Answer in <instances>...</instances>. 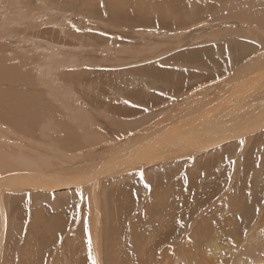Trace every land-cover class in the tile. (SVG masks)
I'll return each instance as SVG.
<instances>
[{"label": "rangeland", "instance_id": "374dc122", "mask_svg": "<svg viewBox=\"0 0 264 264\" xmlns=\"http://www.w3.org/2000/svg\"><path fill=\"white\" fill-rule=\"evenodd\" d=\"M63 1L29 0L23 8L29 10L31 14L39 15L40 19L44 17V22H41V25L36 28L30 27V21L27 20L21 26L13 28L12 31H10L11 29L9 31L7 29L0 30V61H12L14 65L23 63V68L21 65L17 66L22 68L24 74L23 80L16 79L17 81L14 83L13 80L17 78V74L9 72L5 77H9L10 80L0 79V90L11 87L9 91L14 92L15 89L23 95H32L30 98H34L37 104L47 101L46 104L52 108L53 113L57 111L54 115V120L57 121L54 124L55 129L53 130L55 131H45L40 135L39 133L34 135L36 133L35 127L17 131L10 126L8 120L2 118L0 112V139H2L4 132H7L9 135H7V141L12 142V144L9 142L10 147L21 146L26 151H37V154L45 153V157L50 159L53 166L51 165L52 169L50 166L51 170L42 171L40 174L43 176L48 171H51L52 175V171H54L59 172L52 175L55 178L70 177V181L75 184L80 183V186H75L71 182V184L68 183L69 186L67 185V187L63 183L54 181L66 187L62 188L66 189V193L60 196L63 200L67 198L65 206L69 205V210L66 209V211L60 209L55 211L52 208L55 200L54 194H56L54 190H47L44 193L51 201L42 200L35 204L32 203V199H30L32 194L38 193V191L32 190L39 186L44 187L43 183H46L44 182L46 177L43 180L36 178L37 180L34 182L36 185L34 183L32 185L28 181L26 183L19 181V185L18 181H15L17 183L16 190L11 188L12 192L9 191L10 188H4L1 195H8L4 201L5 205L7 203L17 205L16 199L9 195L11 193H20V196H24L26 199L21 204L22 207H17V213L15 211L5 213L9 221L15 223L13 226L21 229L20 236H17V229L15 230L17 239L19 240V237L22 238L23 236L27 237V234H30L27 222L29 220L32 223L38 211L42 213L45 220H48L50 227L53 226V223H59L57 229L52 232L55 236L62 230L66 228L69 230L74 226L79 227V229L82 228V231L84 230L83 235L86 236V229L88 231L89 225L92 222L101 223L103 214L118 213V215L124 216V220L121 219L118 223V238L122 241H119L120 247L127 251V264H137V254L129 238L134 231L139 235L145 233L143 237L148 234L144 228L151 221L150 209L156 205V200L161 195V197L165 196L167 201L161 207L162 209L160 208V212L163 215L174 217L171 224H178L180 228H176L178 226L175 227V225L174 228H168L169 226L164 224L165 229L171 232L173 236H170L168 242L166 241L163 245L162 250L166 251L165 261L160 255L161 251H157L155 258L162 261L157 262L158 264H183L186 262V250L192 244V233L200 227L202 221L207 220L211 223L210 225L207 222L208 226L214 227L218 220L216 227L225 226L223 229L222 227L220 229L215 227L217 231L215 228L209 227L216 231L210 230L212 233H220V237L224 236L219 238V235L212 234L214 235L211 240L213 241L211 242L213 249L210 250L212 251L210 252L212 264H231V262L238 264L239 260L244 261L243 263L241 261V264H264V255L262 256L264 254V247H262V245L264 246V227H261L264 226V136L261 137L264 135V129H259L261 132L263 130L261 134L258 127H256L257 130L254 129L260 134L254 132L255 135H259L260 143L257 136L254 135L255 137L253 136L251 139L252 133L242 129L243 133L241 131L239 138L235 136L239 133L228 136L229 140L228 137L219 134L218 136H223V138L219 137L222 139H219L221 141L219 144L218 138L215 137L216 142H218L215 144V138H209L213 134L206 131L209 126L212 128L219 125L230 127L237 121H243L246 114V118L254 119L261 113L259 112L261 106L258 107L260 98L256 96L259 92L255 90L251 93L246 88L251 87L254 90V86L264 87V72L261 73L260 69L258 70L259 67L254 66L251 68V74L245 67L251 66L252 63L250 62H258L261 56H264V0H235L236 2L234 0H87V6H81V1L74 6L73 1L71 3L68 0ZM123 7L125 8L123 9ZM116 9L120 11L118 12ZM145 10L146 12H144ZM124 11L126 12L124 13ZM125 21L129 22L126 23ZM42 24L45 25L42 27ZM45 51H49L50 55L53 54L51 56H53L55 63L51 64L47 60H43L42 55ZM52 65L53 67H50ZM39 73L45 74L46 76H43L46 79H43ZM254 73H257L256 77L253 76ZM259 73L261 74L259 75ZM50 80L52 83L49 85ZM43 81L46 83L44 84ZM199 81L200 83H197ZM18 85L20 89L17 88ZM261 89L260 96L264 97V90ZM203 90L206 91L203 92ZM235 90L238 91L235 92ZM27 95L26 99L29 98ZM59 103L81 106L83 113L85 112L86 115L87 112L89 117L85 119L86 124L76 127V124L66 115ZM97 103L98 105H95L97 108L94 106L92 110L90 105L93 106ZM107 107L109 108L107 109ZM233 107L237 109L235 110L237 113L234 112ZM46 109L51 112L49 108ZM206 109H209L210 113ZM11 116L16 120L14 113ZM197 116L200 118H195ZM51 117L52 114L47 117L48 120L51 121ZM191 117L196 120H194L195 122L199 120V123L195 124ZM187 118L192 123L194 122L196 127L191 122L193 127H190L189 123L186 124V121H189ZM48 120L43 122L48 123ZM65 123L66 126L63 127L62 124ZM38 124L40 126L42 121ZM261 124L257 123V126L260 125L259 128H261L263 125ZM61 125L62 127H60ZM67 127L70 131L67 130ZM152 127L154 131L151 130ZM180 127L182 131L183 128L190 129V131L194 130L193 135L190 134V131H186L187 134L183 131L185 137L182 135ZM7 129L8 131H6ZM195 133L196 135H194ZM245 134L250 135L248 139L251 140L250 143L248 140L245 142L247 139L245 137H248ZM84 136L86 139L89 137L88 142L82 141ZM163 136H166L165 139ZM192 136L196 137L193 138ZM78 137H81L84 144L79 143L81 145L79 146L77 143L79 147L73 146L71 139L77 140ZM176 137H180L181 142ZM181 137L185 138L181 140ZM242 137L244 139L241 140ZM200 138H204L205 143L211 139V144L210 142H208L209 145L208 143L205 144L209 147H207L208 149H203L204 141L202 142ZM66 139L71 142L67 143ZM175 139L180 143L179 148H182L181 145L185 142L188 144L187 149L186 144L183 146L182 150L186 149L184 152L182 150L179 152L178 148L174 149L176 144L177 146L179 144ZM190 139L194 142H196L195 139H200L202 143L197 140L196 144H201V147L199 145L198 147L203 150L201 151L199 148L197 150V146L195 148L192 145L193 142L189 141ZM155 140L159 141L156 142ZM153 142H156L155 145ZM57 143L61 144L62 147L55 151L54 146ZM166 143H170L171 147H174L168 148L170 145H166ZM255 144L259 147L261 145L260 149L257 146L255 148ZM156 145L159 147H155ZM191 145L192 148H188ZM123 146L127 148V151ZM133 146L134 149H131ZM143 146L145 150L149 147L154 149L149 148L150 152L153 150L150 154L147 150L135 152L138 151V147L143 149ZM128 147L134 150L133 153H140L138 154L139 157H129L131 159L136 158V161L140 160V164L133 160L135 165L137 164L133 168L134 162L128 158ZM158 148L160 149L158 150ZM163 149L165 150L163 151L164 154ZM37 154L35 153V155ZM118 156L119 158H117ZM141 157L143 158L142 162L144 163L145 160L146 163L141 162ZM123 159L128 166L126 162H123ZM113 162L119 170L116 171L114 167V170L109 172V167V170L113 169ZM119 162L122 164L121 167ZM93 163H96L98 168L100 164L103 166L106 163L107 166L106 164L105 166L108 168L106 169L104 166L94 169L96 165L93 166ZM108 163L112 164L109 165ZM54 164L57 165L56 169ZM243 164H246L245 167ZM87 165L91 166L89 167L91 171L86 168ZM100 169L105 171L102 175ZM96 170L98 171L95 173L97 175L94 174ZM98 174L101 175L100 178ZM73 177L75 180H79L75 182ZM55 178L52 179L57 180ZM52 179L51 177L47 179L50 184L47 182L46 186L50 185V188L54 186ZM94 183H98V185L95 184L94 186ZM93 187L96 195L93 193ZM60 190L61 188L58 189V191ZM225 194L226 196H224ZM12 200L15 202L13 203ZM130 203L135 208H131ZM246 206L247 208H245ZM176 208L179 210L177 214ZM192 212L195 216L191 214ZM17 215L23 216L25 220L16 219ZM177 215L178 217H176ZM191 215L194 218L184 219L185 216ZM54 216L57 217L56 222H54ZM179 216L184 217L181 219ZM224 217L232 221H227ZM213 223L215 225H212ZM261 231L262 233H259ZM70 232L66 234L69 237L68 240L74 237L73 232L72 237ZM254 234H259L257 236L259 240ZM216 237L219 239H215ZM86 238H84L85 241ZM102 239L103 237L96 235V240H93L94 245L91 249L87 245L83 247L82 256L87 259L85 264H92L93 259L96 264L111 263L110 256L109 258L103 255L99 256L102 254L100 253L101 249H98V255L94 251V247L102 248ZM86 242L88 243L89 240ZM162 244V240H158L156 248ZM238 247H242V249ZM197 249H193L194 255H197ZM52 250L56 251L55 249ZM244 252L248 254L245 259ZM89 255H91V259ZM232 255H234L235 260L232 259ZM96 256L97 258L100 257V260ZM133 256L135 263L130 261V257ZM248 256L250 260L247 259ZM194 259L199 261L195 257ZM187 262L188 264L191 263V261Z\"/></svg>", "mask_w": 264, "mask_h": 264}, {"label": "bare ground", "instance_id": "6f19581e", "mask_svg": "<svg viewBox=\"0 0 264 264\" xmlns=\"http://www.w3.org/2000/svg\"><path fill=\"white\" fill-rule=\"evenodd\" d=\"M29 0H0V30H5V29H7V31H9L10 29V31H12L13 30V28L15 29V28H17V27H19V26H21V24L22 23H25L27 20L28 21H30V27H36V28H38L39 27V25H41L40 23L42 22H44L43 20H44V17H43V19H42V17H41V19H40V16L38 15H36V14H31V12L29 13V10H26V9H24L23 7L27 4V2H28ZM65 1V0H64ZM63 1V2H64ZM70 3H71V1H73V6L76 4V3H78L79 1H81V6H87V0H68ZM117 1V0H116ZM152 1V0H151ZM235 1V0H234ZM243 1V0H242ZM259 1H261V0H259ZM146 2V1H145ZM236 2V1H235ZM49 3V2H48ZM156 3V2H155ZM159 3V2H158ZM79 4V3H78ZM152 4V3H151ZM150 4V5H151ZM77 5V4H76ZM156 5V4H155ZM157 6H159L158 4H157ZM170 6V5H169ZM22 7V8H21ZM90 7V6H89ZM94 7V6H93ZM129 7V6H128ZM147 6H145V8H146ZM167 7H168V5H167ZM122 8V7H121ZM120 8V9H121ZM125 7H123V9H124ZM144 8V7H143ZM29 9V8H28ZM40 9V8H39ZM137 9V8H136ZM146 9H148V8H146ZM151 9V8H150ZM229 9H231V8H229ZM42 10V9H41ZM46 10V9H45ZM55 10V9H54ZM117 10V9H116ZM152 10V9H151ZM118 11V10H117ZM120 11V10H119ZM118 11V12H119ZM149 11V10H148ZM154 11H155V9H154ZM233 11V10H232ZM236 11V10H235ZM126 11H124V13H125ZM144 12H146V10L144 11ZM139 13H140V11H139ZM155 13V12H154ZM171 13V12H170ZM134 14V13H133ZM146 14V13H145ZM150 14V12L147 14V16ZM30 15V16H29ZM125 15V14H124ZM153 15V14H152ZM171 15V14H170ZM46 16V15H45ZM235 16V15H234ZM99 17V16H98ZM98 17H96V18H98ZM117 17V16H116ZM149 17V16H148ZM174 17V16H173ZM47 18H48V16H47ZM126 20V19H125ZM171 20V19H170ZM122 22H123V20H122ZM126 23L127 22H129V21H125ZM130 24H131V22H130ZM43 25H45V24H42V27H43ZM46 25H48L47 23H46ZM128 25H129V23H128ZM188 26V25H187ZM2 28V29H1ZM31 30V29H30ZM66 31V30H65ZM89 35V34H88ZM132 35V34H131ZM134 40V39H133ZM264 42V41H263ZM264 52V51H263ZM50 52L49 51H45V53L42 55L43 56V60H47L48 62H50L51 64H53V63H55L54 62V58H53V56H51V55H53V54H49ZM255 55V54H254ZM41 56V55H40ZM55 56V55H54ZM20 57V56H19ZM23 58V57H22ZM45 58V59H44ZM259 58V57H258ZM40 59V58H39ZM23 60V59H22ZM5 61V60H4ZM23 62H24V60H23ZM40 62H41V59H40ZM44 62V61H43ZM20 63H21V61H20ZM45 63V62H44ZM250 63H252L251 64V66L250 65H248L247 67H245V68H247V70L248 71H250L249 73H251V68L252 67H254V66H258L259 68H258V70L260 69V71H261V73H263L264 72V56H261V59L258 61V62H250ZM249 63V64H250ZM17 64V63H16ZM23 64V63H22ZM22 64H17V65H21V67H22ZM17 65H14V63L11 61H9V62H2V61H0V79L1 78H6V79H4L5 81H7V79L8 80H10V78L9 77H5V76H7L6 74H8L9 72H12V73H14L15 75L17 74V78H14V80H13V78H12V80H13V82L14 81H17L16 79H22L23 80V72H22V68L20 67V66H17ZM45 66H46V64H45ZM46 67H48V66H46ZM45 67V68H46ZM50 67H53V65L52 66H50ZM42 68V67H41ZM40 70H42V69H40ZM47 71V70H46ZM48 72V71H47ZM46 72V73H47ZM136 73V72H135ZM190 73V72H189ZM261 73H259V75L261 74ZM40 74V73H39ZM48 74V73H47ZM252 74V73H251ZM255 74V73H254ZM257 74V73H256ZM256 74L255 75H253L254 77H256ZM40 75H45V74H40ZM42 76H39V78H42ZM46 76V75H45ZM45 76H43V79H46L45 78ZM264 76V75H263ZM47 77H48V75H47ZM195 77V76H194ZM243 77V76H242ZM241 77V78H242ZM31 78V77H30ZM196 79H198L197 77H195ZM252 79H254L253 77H251ZM32 79V78H31ZM30 79V80H31ZM201 79V78H200ZM199 79V80H200ZM3 80V79H2ZM33 80V79H32ZM240 80V79H239ZM247 80V79H246ZM245 80V81H246ZM35 81V80H34ZM51 81V80H50ZM72 81V80H71ZM196 81V80H195ZM248 81V80H247ZM251 81V80H250ZM264 81V80H263ZM1 82V81H0ZM10 82V81H9ZM44 82V84L46 83V81H43ZM190 82H191V80H190ZM192 82L194 83V80H192ZM238 82H240V81H238ZM260 82H261V80H260ZM15 83V82H14ZM49 83V85H50V83H52V81L51 82H48ZM197 83H200V81L199 82H197ZM249 83V82H248ZM259 83V82H258ZM258 83H256L257 85H258ZM8 84V83H7ZM11 84H13V83H11ZM10 84V85H11ZM24 84V83H23ZM242 84H243V82H242ZM251 84V83H250ZM48 85V86H49ZM189 85H190V83H189ZM236 85V84H235ZM245 85V84H244ZM243 85V86H244ZM249 85V84H248ZM252 85H254L253 83H252ZM259 85H260V83H259ZM264 86V85H263ZM20 86L18 85L17 86V88H19ZM239 87V86H238ZM11 88V87H10ZM9 88V89H10ZM16 88V87H15ZM232 88V87H231ZM246 88V87H245ZM261 88H263V90H264V87H260V86H254V90H252V88L251 87H247L246 89L248 90V91H251V93H252V91H258L259 93H257L256 94V96H258L259 98H260V100H259V104H258V107H260V111L259 112H261V113H259L258 114V116L257 117H255L254 119H248V117L246 118V116H247V114H246V116H245V118H244V120L243 121H237L236 123H233V124H231L230 125V127L228 126H222V125H219V126H216V127H210L209 125V127H207V130L206 131H210L213 135H211V136H209V138L210 137H216V138H218V142H219V144H220V140H222V139H220L219 137H221V136H218L219 134H223V136H225V137H228V136H231L233 133H234V135H235V133H239L238 135H235L236 136V138H239V137H241V136H239V135H241V131H242V129H245V130H247V131H250L252 134H251V136L250 135H246V136H248V137H245V138H247V139H245V142H246V140H248L249 139V136H250V138L252 139L253 138V136L255 135L254 134V132H255V130H257V128L256 127H258V131H259V129H264V113H263V111H264V97H261L260 96V94H261V91H262V89ZM9 89L8 88H6V89H1L0 90V112L2 113V118L3 119H6V120H8L9 121V124H11L10 126L11 127H13V128H15L17 131H20V130H24V129H32L33 127H35V130H36V133L34 134V135H38V133H39V135H40V133H42V132H45V131H52L53 129H55L54 128V124H56V122H55V120H54V115H55V113L57 112V111H55L54 113H53V110H51L52 108H50V106L48 105V104H46V102L44 103V102H42V103H40V104H37V102H36V100L34 99V98H30L32 95H27L29 98H27L26 99V95L24 94L23 95V93H19V92H17V91H15V89H14V92H11V91H9ZM20 89V88H19ZM44 89V88H43ZM212 89V88H211ZM261 89V90H260ZM17 90V89H16ZM48 90H49V87H48ZM188 90V89H187ZM260 90V91H259ZM176 91V90H175ZM204 91H206V90H203V92ZM209 91H210V89H209ZM212 91V90H211ZM238 90H235V92H237ZM241 91V93H242V90H240ZM52 91H50V93H51ZM60 92H62L61 90H60ZM183 92V91H182ZM182 92H181V94H182ZM231 92V91H230ZM234 92V93H235ZM29 93V92H28ZM185 93V92H184ZM208 93V92H207ZM210 93V92H209ZM19 94H20V96H19ZM51 94H53V93H51ZM58 94V93H57ZM61 94V93H60ZM243 94V93H242ZM18 95V96H17ZM24 96L25 98H23L22 96ZM47 95V94H46ZM48 95H49V92H48ZM192 95V94H191ZM194 95V94H193ZM212 95V94H211ZM237 95V94H236ZM239 95V94H238ZM55 96V95H54ZM244 96V95H243ZM45 97V96H44ZM210 97V96H209ZM228 97V96H227ZM230 97V96H229ZM257 97V98H258ZM61 98V97H60ZM200 98V97H199ZM226 98V97H225ZM237 98H239V97H237ZM242 98V97H241ZM55 99V98H54ZM59 99V98H58ZM64 99V98H63ZM66 99V98H65ZM68 99V98H67ZM73 99H74V97H73ZM197 99V98H196ZM202 99V98H201ZM206 99V98H205ZM62 100V99H61ZM71 100V99H70ZM210 100V99H209ZM56 101V100H55ZM54 101V102H55ZM67 101V100H66ZM65 101V102H66ZM208 101V100H207ZM214 101V100H213ZM224 101V100H223ZM226 101H227V99H226ZM245 101L247 102V100L245 99ZM57 102V101H56ZM71 102H72V100H71ZM155 102H157L158 103V101H155ZM243 102V101H242ZM250 102V101H249ZM154 103V102H153ZM201 103V102H200ZM199 103V104H200ZM204 103V102H203ZM218 103H220V102H218ZM222 103V102H221ZM220 103V104H221ZM60 104V103H59ZM156 104V103H155ZM185 104H186V102H185ZM217 104V103H216ZM95 105H98V103L97 104H94L93 106H92V104L90 105V107H91V109L93 110V107L95 106ZM154 105V104H153ZM183 105H184V103H183ZM192 105H193V103H192ZM201 105V104H200ZM168 106V105H167ZM52 107H54V106H52ZM60 107H62L63 108V110L65 111V113H66V115H68V117L72 120V122L74 123V124H76L75 126L76 127H80V126H84L85 124H86V118H89L88 116H87V112H86V115L83 113V111L81 110L82 108H81V106H79V105H72V104H70V103H61L60 104ZM88 107V106H87ZM214 107V106H213ZM217 107H219V106H217ZM254 107V106H253ZM46 108H49L50 110H51V112L50 111H47V109ZM95 108H97L96 106H95ZM109 107H107V109H108ZM193 108V107H192ZM216 108V107H215ZM243 108V107H242ZM241 108V109H242ZM212 109V108H211ZM210 109V110H211ZM219 109V108H218ZM217 109V110H218ZM233 109H234V107H233ZM96 110V109H95ZM121 110V109H120ZM119 110V111H120ZM207 110V109H206ZM213 110V109H212ZM216 110V109H215ZM232 110V109H231ZM235 110H237V109H234V112H235ZM249 110V109H248ZM177 111V110H176ZM208 112H209V109L207 110ZM239 111V110H238ZM213 112V111H212ZM211 112V114H213V113H215V112H213L212 113ZM229 112H230V110H229ZM241 112V111H240ZM253 112V111H252ZM14 113V115L16 116V120H14V117L13 116H11V114H13ZM68 113V114H67ZM164 113V112H163ZM169 113V112H168ZM167 113V114H168ZM178 113V112H177ZM210 113V112H209ZM226 113V112H225ZM235 113H237V112H235ZM242 113V112H241ZM50 114H52V117H51V121L50 120H48V116ZM182 114V113H181ZM156 116V115H155ZM169 116V115H168ZM173 116V115H172ZM171 116V117H172ZM192 116H193V113H192ZM208 116V115H207ZM206 116V117H207ZM9 117V118H8ZM200 118V116H197V117H195V118ZM252 117V116H251ZM136 118V117H135ZM165 118V117H164ZM173 118V117H172ZM193 117H191V119H192ZM198 118V119H199ZM221 118V117H220ZM241 118V117H240ZM242 118H243V116H242ZM241 118V119H242ZM48 120V123H46V122H43V121H45V120ZM166 119V118H165ZM174 119V118H173ZM178 119V118H177ZM188 119V118H187ZM186 119V120H187ZM2 120V119H1ZM168 120V119H167ZM185 120V121H186ZM189 120V119H188ZM195 119H192V121H194ZM237 120V119H236ZM42 121V124H40V126H39V122H41ZM192 121H186V124L187 123H189L190 124V127H193V126H191V123H192ZM196 121V120H195ZM194 121V122H195ZM200 121H201V119H200ZM223 121H225L226 122V120H223ZM1 122V121H0ZM181 122H183V121H181ZM191 122V123H190ZM194 122L192 123V125H194ZM216 122H218V121H216ZM62 123V122H61ZM169 123V122H168ZM173 123V122H172ZM197 123H199V120H198V122H195V124H197ZM257 123H262L261 125L263 126H261V128H259L260 127V125L259 126H257ZM59 124H60V122H59ZM88 124V123H87ZM155 124H157V123H155ZM189 124H188V126H189ZM210 124V123H209ZM63 125V127H65L66 126V123L65 124H62ZM62 125L60 126V127H62ZM183 125H184V123H183ZM152 126V125H151ZM154 126V125H153ZM157 126V125H156ZM155 126V127H156ZM186 126V125H185ZM184 126V127H185ZM198 126V125H197ZM1 127V126H0ZM38 129H37V128ZM69 127V126H68ZM67 127V130H69V128ZM88 127V126H87ZM134 127V126H133ZM194 127H196L195 125H194ZM5 128V127H4ZM146 128V127H145ZM158 128V127H157ZM179 128V127H178ZM181 128V127H180ZM186 128H187V126H186ZM14 129V130H15ZM58 129H59V126H58ZM136 129V128H135ZM151 129V128H150ZM155 129V128H154ZM164 129V128H163ZM168 129V128H167ZM184 130V132L186 133V131H190V129L189 130H186L185 128H183ZM194 129V128H193ZM193 129H191V130H193ZM203 129V131H204V128H202ZM255 129V130H254ZM34 130V129H33ZM67 130H65V131H67ZM151 130H153V127H152V129ZM3 131H4V129H3ZM6 131H8V129L6 130ZM16 131V132H17ZM53 131H55V130H53ZM70 131V130H69ZM130 131H132L131 129H130ZM154 131V130H153ZM166 131V130H165ZM178 131H179V129H178ZM181 132H182V135H184L183 134V131H182V128H181V130H180ZM194 131V130H193ZM193 131H190V134L191 135H193ZM253 131V132H252ZM258 131H256V132H258ZM30 132V131H29ZM33 132V131H32ZM96 132V131H95ZM170 132V131H169ZM174 132V131H173ZM255 132V133H256ZM260 132V134L263 132V130H262V132L261 131H259ZM259 132H258V134H259ZM22 133H24V132H22ZM156 133V132H155ZM197 133V132H196ZM196 133L194 134V135H196ZM209 133V132H208ZM242 133H243V131H242ZM13 134V133H12ZM16 134H18L19 135V133H16ZM94 133L92 132V135H93ZM133 134V133H132ZM139 134V133H138ZM146 134V133H145ZM187 134V133H186ZM204 134V133H203ZM202 134V135H203ZM206 134V133H205ZM259 134V135H260ZM8 135V133L7 132H4V135H3V137H2V139H0V264H85L86 262V257L84 258L83 256H82V250H83V247H85L86 245L89 247V242L87 243L86 241L87 240H90V238H91V247L94 245V243H93V240L95 241L96 240V235L98 236V237H103V239H102V248L101 247H94V251H95V253L98 255V249L101 251H99L100 253H102L101 255H99V256H106V258L108 257L109 258V256H110V264H127V259H126V256H127V251L126 250H124V249H122L121 247H120V242H122L119 238H118V235H119V222H120V220L121 219H123L124 220V216L123 215H118V213H112V214H109V215H105V214H103V216H102V219H101V223H98V222H92L90 225H89V227L90 228H88V231H87V229H86V236H84L83 235V232H84V230L82 231V228L81 229H79V227H77V226H74V227H72L73 228V230H72V228L71 229H69L68 230V228H66V229H64V230H62L57 236H55V235H53L52 234V232L53 231H55L56 229H57V227H58V224L59 223H53V226L52 227H50V224H49V222H48V220H45L44 218H43V215H42V213L40 212V211H38L36 214H35V216H34V218H33V221H32V223H30V221L28 220V222H27V224H28V226H29V228L28 229H30V234H27L28 236L26 237V236H23L22 238L21 237H19V240L17 239V236H20V233L19 232H21V229H18V228H16V227H14L13 225H15V223H12L11 221H9V219L5 216V213L6 212H13V211H15L16 213H17V207H22V203H23V201L25 202L26 201V199H25V197L24 196H20V193H17V194H15V193H11V194H9L11 197H14L16 200V202H17V205H13V204H8L7 202H9V201H7L6 203H7V205H5L4 203V201H5V199H6V197H8V195L6 196V195H1V193H2V191L4 190V188H10L9 189V191H11V188L13 189H15L16 190V186H17V183L20 185V183H19V181L20 182H30V183H32V185H34L35 183V181L37 180V179H39L40 178V180L42 179L43 180V178L44 177H46L45 179H46V181H44V182H46L45 184L43 183V181H42V183H43V185H45L44 187L42 186V187H38V188H34V190H32V191H38V193H35V194H32V196H31V198L30 199H32V203H38V202H40V201H42V200H47V201H51V199L49 198V197H47V195L46 194H44L47 190H54V193H56V194H54L55 195V200H54V202H53V204H52V208L55 210V211H57V210H62V211H66V209H68L69 210V205H66L65 206V204H66V199H62L60 196H62V194L63 193H66V189H62L63 187H65V186H69V184L68 183H70L71 184V182H72V185H73V181H70L69 180V178H67V177H65L64 179H61V178H55V177H53L52 175L54 174H57V173H59V172H54V171H52V175H51V171H48L47 173H45L46 175L45 176H43L42 174H40L42 171H47L46 169H50V166L52 165V163L50 162V159H47L45 156V153H38L37 154V151H26V149H24V148H22L21 146H17V147H14V146H11L10 147V145H9V142H10V140H9V142L7 141V137L9 136H7ZM31 135H32V133H31ZM163 135H164V133H163ZM182 135H180V136H182ZM201 135V136H202ZM207 135V134H206ZM205 135V136H206ZM209 135V134H208ZM243 135V134H242ZM259 135H255V136H257V140L258 139H260V137H259ZM85 136H87V135H85ZM85 136H84V138L82 139V141H84V142H88L89 141V137L86 139L85 138ZM94 136V135H93ZM174 136V135H173ZM185 136V135H184ZM188 136V135H187ZM197 138H198V133H197ZM196 136H194V137H196ZM205 136H203V137H205ZM223 136L221 137V138H223ZM239 136V137H238ZM254 136V137H255ZM264 135H262L261 137H263ZM12 137H13V135H12ZM19 137V136H18ZM149 137V136H148ZM159 137V136H158ZM166 137V136H165ZM165 137L163 136V138L165 139ZM167 137H168V134H167ZM171 137V136H170ZM186 137V136H185ZM185 137H181L182 139L181 140H183ZM193 137V136H192ZM192 137H191V139H192ZM193 137V138H194ZM224 137V138H225ZM232 137H234V136H232ZM243 137H244V135H243ZM241 138V140L242 139H244V138ZM259 137V138H258ZM133 138V137H132ZM157 138V137H156ZM155 138V139H156ZM176 138H178V137H176ZM180 138V137H179ZM178 138V139H179ZM207 138V137H206ZM216 138L214 139L215 140V144H218V142H216ZM12 139V138H11ZM77 140H75V139H71V141H72V143L74 144H71V145H73V146H76L77 145V143H78V145H79V143H83L82 141H81V137H78V138H76ZM86 139V140H85ZM134 139V138H133ZM161 139V138H160ZM163 139V140H164ZM171 139V138H170ZM187 139H189V138H187ZM189 140V141H192V140ZM201 140H202V142L204 141L202 138H200ZM199 139V140H200ZM220 139V140H219ZM230 138L228 137V140H229ZM234 139V138H233ZM169 140V139H168ZM171 140H173V139H171ZM178 143H179V141H180V139H179V141L177 140V139H175ZM196 140V142H194V141H192L193 142V146H195V148H196V146H197V150H198V148L199 147H201V144H196L199 140L198 139H195ZM198 140V141H197ZM201 140H200V143H202L201 142ZM209 141L208 142H210L211 141V139H208ZM224 140V139H223ZM239 140V139H238ZM240 140V141H241ZM13 141H15L14 139H13ZM18 141V140H17ZM65 141H68V139H66ZM64 141V142H65ZM70 141V140H69ZM69 141L67 142V143H69ZM70 141V142H71ZM130 141V140H129ZM137 141V140H136ZM156 141V140H155ZM157 141H159V140H157ZM156 141V142H157ZM167 141V140H166ZM186 141V140H185ZM185 141H182V142H185ZM244 141V140H243ZM249 141V140H248ZM247 141V142H248ZM255 141V140H254ZM253 141V142H254ZM259 141V140H258ZM257 141V142H258ZM63 142V141H62ZM156 142H153L154 143V145H155V143ZM172 142H175V141H172ZM176 142V143H177ZM181 142V141H180ZM188 142V141H187ZM191 142V143H192ZM207 141H206V143H208ZM212 142V141H211ZM211 142H210V144H211ZM251 142V140L249 141V143ZM256 142V144H258ZM11 144H12V142H10ZM76 143V144H75ZM171 143V142H170ZM166 143V145L167 144H169L170 146L168 147V148H170L171 147V144H173V143ZM175 143V144H176ZM205 143V141H204V145L206 144ZM259 143H260V141H259ZM261 143H262V141H261ZM65 144V143H64ZM84 144V143H83ZM82 144V145H83ZM143 144H145V143H143ZM152 144V143H151ZM151 144H148V145H151ZM162 144V143H161ZM183 144V143H182ZM186 144V142L183 144V145H181V147L183 148V146ZM196 144V145H195ZM255 144V148H256V146H257V148H259L260 149V147H261V145H260V147L258 146V145H256ZM77 145V147H79V146H81V145H79L78 146ZM122 145V144H121ZM153 144H152V146H154ZM160 145V144H159ZM180 143L178 144V146H177V144H176V147L174 148L175 150H176V148H178L179 149V152L182 150V148H179L180 146ZM192 145H191V147L189 146L188 148H192ZM198 145H199V147H198ZM207 145V144H206ZM203 146L204 148V150L208 147V146ZM208 145H209V143H208ZM248 145V144H247ZM65 146V145H64ZM145 146V145H144ZM143 146V147H144ZM187 146H188V144H186L185 145V147H186V149H187ZM249 146H250V144H249ZM254 146V145H253ZM62 147V145L61 144H59V143H57L55 146H54V150L55 151H58V150H60V148ZM67 147V146H66ZM123 147H125V146H123ZM122 147V148H123ZM129 147H131V146H129ZM129 147H128V149H129ZM142 147V146H141ZM155 147H159V146H155ZM160 147H161V145H160ZM174 147V146H173ZM173 147H171V149L173 148ZM211 147V146H210ZM248 147V146H247ZM126 148V147H125ZM137 148V147H136ZM150 148V147H149ZM149 148H147L146 150L149 152V154L153 151V150H151V152H150V150H149ZM152 148V147H151ZM150 148V149H151ZM164 148V147H163ZM194 148V147H193ZM209 148V147H208ZM207 148V149H208ZM116 150H117V148H115ZM131 149H134V146H133V148H131ZM131 149H129L128 150V153H129V155L126 153V155H128V158L129 157H131V156H133V157H139V155L138 154H140V153H138V154H135V153H133V151L134 150H131ZM152 149H154V148H152ZM156 150H157V148H155ZM160 148H158V150H159ZM165 149H167V147H165ZM178 149H177V151H178ZM186 149H184V150H186ZM202 148H199V150H203ZM245 149V148H244ZM259 149H257L258 151H259ZM126 151H127V148L125 149ZM139 150L140 151H146L145 150V147L143 148V149H139V147H138V151H135L136 153L137 152H139ZM156 150H155V152H156ZM184 150H182L183 152H184ZM67 151V150H66ZM69 151V150H68ZM118 151V150H117ZM163 151H165L164 149L162 150V152ZM181 151V152H182ZM189 151H191V150H189ZM201 151H198V152H201ZM60 152V151H59ZM70 152H73V151H70ZM111 152V151H110ZM123 152H125V151H123ZM148 152H146V153H148ZM158 152V151H157ZM171 152H173L172 150H171ZM188 152V151H187ZM195 152V151H194ZM241 152H242V149H241ZM35 153L37 154V155H35ZM66 153V152H65ZM112 153V152H111ZM118 153H120L119 151H118ZM145 153V154H146ZM154 153V152H153ZM152 153V154H153ZM165 152H163V154H164ZM176 153V152H175ZM185 153H186V151H185ZM149 154L147 155L148 157H149ZM151 154V156H153ZM162 154V153H161ZM188 154V153H187ZM190 154V153H189ZM196 154V153H195ZM257 154V153H256ZM125 155V156H126ZM116 156V155H115ZM150 156V157H151ZM159 156H160V154H159ZM175 157H177L176 155H174ZM244 156V155H243ZM112 157V156H111ZM144 157V156H143ZM161 157V156H160ZM240 157V156H239ZM238 157V158H239ZM245 157V156H244ZM255 157V156H254ZM106 158V157H105ZM117 158H119V156L117 157ZM125 158V157H124ZM127 158V157H126ZM132 158V157H131ZM131 158H129L131 161H133V160H135V162H137V164L139 163V161H136V158L135 159H131ZM169 158V157H168ZM241 158V157H240ZM240 158H239V160H240ZM128 159V160H129ZM141 159V162H142V157L140 158ZM153 159V158H152ZM160 159V158H159ZM158 159V160H159ZM163 159V158H162ZM120 160V159H119ZM129 160V161H130ZM137 160H138V158H137ZM157 160V159H156ZM106 161V160H105ZM160 161V160H159ZM91 162H93V161H91ZM90 162V163H91ZM117 162V161H116ZM121 162V161H120ZM119 162V163H120ZM123 162H124V159H123ZM123 162H121L122 164H124ZM134 162V161H133ZM135 162H134V164L133 163H130V164H133L132 165V168L134 167V165H135ZM148 162H150V161H148ZM147 162V163H148ZM153 162V161H152ZM243 162V161H242ZM86 163H87V161H86ZM97 163H99V162H97ZM107 163V162H106ZM105 163V164H106ZM120 163V164H121ZM143 163V162H142ZM144 163H146L145 162V160H144ZM143 163V164H144ZM105 164L102 166L101 164H100V167L99 168H103L104 166H105ZM109 164V163H108ZM112 163H110L109 165H111ZM117 164V163H116ZM122 164L121 165H119L120 167L122 166ZM129 164V165H130ZM136 164V165H137ZM140 164V163H139ZM96 165V163H93V166H95ZM115 164H114V162H113V169H110L109 170V168H108V171L110 172V171H112V170H114V167L116 168V171L117 170H119L117 167H116V165L114 166ZM126 165H127V162H126ZM135 165V166H136ZM244 165V164H243ZM246 165V164H245ZM245 165H244V167H245ZM250 165V164H249ZM264 165V164H263ZM53 166V165H52ZM52 166H51V169H52ZM88 166V165H87ZM92 166V167H93ZM97 166V167H96ZM95 167H94V169H99L98 168V165H96ZM106 166H107V164H106ZM106 166H105V168H106ZM118 166V167H119ZM123 166H125V164L123 165ZM128 166V165H127ZM242 166V165H241ZM256 166V165H255ZM254 166V167H255ZM56 167H57V165L56 164H54V168L56 169ZM89 167H91V166H88V167H86V168H88L89 169ZM81 168V167H80ZM86 168H84V170H87L88 171V169H86ZM106 168V169H107ZM124 168V167H123ZM122 168V169H123ZM237 168V167H236ZM50 169V170H51ZM93 169V170H94ZM105 169V170H106ZM54 170V169H53ZM81 170H82V168H81ZM90 171H91V168L89 169ZM104 170V169H103ZM237 170V169H236ZM259 170V169H258ZM61 171V170H60ZM86 171V172H87ZM99 171H101L100 173H101V175L103 174V172H105V171H102V169H100ZM107 171V170H106ZM252 171V170H251ZM76 172V171H75ZM82 172V171H81ZM94 172V171H93ZM98 171L96 170V172H94V174L95 173H97ZM109 172H107V173H109ZM262 172V171H261ZM77 173V172H76ZM90 173V172H89ZM99 173V174H100ZM61 174V173H60ZM80 174V173H79ZM91 174V173H90ZM90 174H89V176H90ZM93 174V175H94ZM98 174V176H99V178H100V176L101 175H99ZM249 174V173H248ZM263 174V173H262ZM86 175V174H85ZM95 175H97V174H95ZM111 175H112V173H111ZM255 175V174H254ZM64 176V175H63ZM86 176H88V175H86ZM149 176V175H148ZM48 177V178H47ZM49 177H51V179L52 178H55V179H57V180H53L52 179V182H54V181H58L60 184H62L63 183V185L65 184V186H63V185H60L58 182H54V186H52L51 188L49 187L50 185H48V186H46V184H47V179H49ZM94 177V176H93ZM150 177V176H149ZM262 177V176H261ZM260 177V178H261ZM37 178V179H36ZM72 178V177H71ZM82 178V177H81ZM86 178V177H85ZM84 178V180H87V179H85ZM87 178H89V177H87ZM104 178V177H103ZM13 179H15V180H13ZM73 180L75 181V182H77L79 179H77V180H75L74 179V177H73ZM82 180H83V178H82ZM94 180V179H93ZM92 180V181H93ZM99 180V179H98ZM15 181H18L17 183L15 182ZM70 181V182H69ZM99 182H100V180H99ZM34 183V184H33ZM36 183H38V182H36ZM49 183V182H48ZM58 183V184H57ZM79 183V182H78ZM83 183H84V181H83ZM89 183V182H88ZM16 184V185H15ZM29 184V183H28ZM38 184H40V183H38ZM50 184V183H49ZM51 184H53V183H51ZM55 184H56V186H55ZM75 184V183H74ZM95 184H97L98 185V183H94V186H95ZM25 185V184H24ZM36 185V184H35ZM41 185V184H40ZM76 185H78V186H80V183L79 184H75V186ZM242 185V184H241ZM28 187L30 186V185H27ZM67 186V187H68ZM74 186V187H75ZM81 186H83V185H81ZM24 187V186H23ZM37 187V186H36ZM48 187V188H47ZM70 187H72L71 185H70ZM19 188V187H18ZM17 188V189H18ZM33 188V187H32ZM61 188V190L60 191H58V189H60ZM66 188V187H65ZM171 188V187H170ZM215 188V187H214ZM137 189V188H136ZM31 190V189H30ZM29 190V191H30ZM213 190V189H212ZM22 191V190H21ZM129 191V190H128ZM12 192V191H11ZM216 192V191H215ZM27 193V192H26ZM30 193V192H29ZM93 193L96 195V192L94 191V187H93ZM212 193V192H211ZM23 194H25V193H23ZM124 194V193H123ZM213 194V193H212ZM223 194V193H222ZM229 194V193H228ZM93 195V194H92ZM165 195V194H164ZM170 195V194H169ZM121 196V195H120ZM168 196V195H167ZM224 196H226V194L224 195ZM233 197V196H232ZM93 198V197H92ZM114 198V197H113ZM139 198V197H138ZM23 199V200H22ZM200 199V198H199ZM209 199V198H208ZM242 199V198H241ZM11 200V199H10ZM156 200V199H155ZM205 200V199H204ZM244 200V199H243ZM15 201H13L12 200V202L14 203ZM166 201H167V198H165V196H162L161 197V195L157 198V200H156V205H154V206H152L151 207V209H150V222L146 225V227L144 228L147 232H148V234L145 236V237H143L144 236V234H142L141 233V235H139L136 231H134L132 234H131V236H130V238H129V240H130V242H131V245L134 247V251L136 252V254H137V258H138V261H137V264H158L157 262H162L160 259H158V258H155L156 257V253H157V251H161V257H162V259L165 261V257H166V251L164 252L162 249H163V245L165 244V242L167 241L168 242V239H169V237L170 236H173L172 235V233L171 232H169V231H167L166 229H165V227H164V224L166 223L167 224V226H169L168 228H174V225L175 224H171V220L172 219H174V217H170L169 215H163L161 212H160V208L166 203ZM225 203H227V202H225ZM242 203H244V202H242ZM130 205V207L131 208H135V207H133V205L130 203L129 204ZM92 207H93V205H91ZM238 206V205H237ZM177 207H179V205H177ZM225 207V206H224ZM25 209H26V206L24 207ZM235 208V207H234ZM245 208H247V206L245 207ZM148 209V208H147ZM162 209V208H161ZM225 209V208H224ZM183 210V209H182ZM181 210V211H182ZM229 210V209H228ZM230 210H232L231 208H230ZM233 210H235V209H233ZM247 210V209H246ZM104 211V210H103ZM177 211H179L177 208H176V214H177ZM237 211H239L238 210V208H237ZM183 212V211H182ZM181 212V213H182ZM233 212V211H232ZM54 213V212H53ZM109 213V212H108ZM180 213V214H181ZM228 213V212H227ZM226 213V214H227ZM231 213V212H230ZM192 215H194L195 216V214H194V212H192L191 213ZM182 215V214H181ZM185 216L186 218H184V219H186V220H189V219H191L192 217L194 218V216ZM237 216V215H236ZM245 216V215H244ZM261 216V215H260ZM176 217H178V215L176 216ZM180 217V216H179ZM182 217H184V216H182ZM182 217H180L181 219H182ZM226 217V216H225ZM224 217V218H225ZM258 217V216H257ZM257 217H256V219H257ZM262 217V216H261ZM16 219H19L20 220V218L24 221L25 219H24V217L23 216H21V215H17L16 217H15ZM196 218V217H195ZM211 218V217H210ZM223 218V220H225ZM11 219V218H10ZM216 219V218H215ZM228 219V218H227ZM226 219V220H227ZM261 219V218H260ZM196 220V219H195ZM13 221V220H12ZM57 221V217L56 216H54V222H56ZM159 221V222H158ZM205 221V220H204ZM209 220H207V221H205V222H203L202 221V224L200 225V227H198V229H196L195 231H194V233H192V244L187 248V250H186V258H187V261H191V263L190 264H197V263H202V264H212V261H211V259H210V252H212V251H210L211 250V242H213V241H211L212 240V236H214V235H219L220 233H212L211 231H213L212 230V228H209V227H213V226H208L209 224L208 223H210V222H208ZM213 221V220H212ZM219 221V220H218ZM217 221V222H218ZM227 221H232L231 219L230 220H227ZM249 221L251 222V220L249 219ZM256 221H258V220H256ZM183 222V221H182ZM208 222V223H207ZM214 222V221H213ZM217 222H216V225H215V223H213L212 225H215L214 227H213V229L216 227V226H218L217 225ZM234 222V221H233ZM220 223V222H219ZM221 223H223V222H221ZM264 223V222H263ZM243 224H244V222H243ZM87 225V224H86ZM210 225H211V223H210ZM220 225V224H219ZM223 225V224H222ZM226 225H227V223H226ZM235 225V224H234ZM233 225V226H234ZM176 226H178V224H176L175 225V227ZM259 226V225H258ZM18 227V226H17ZM188 227H189V225H188ZM220 227H222V229H223V227H225V226H221L220 225ZM220 227H216L217 229H220ZM256 227V226H255ZM260 227V226H259ZM261 227H264V226H261ZM176 228H180V225L178 226V227H176ZM190 228V227H189ZM215 228V229H216ZM230 228H232V227H230ZM235 228V227H234ZM244 228V227H243ZM17 229V236H16V232H15V230ZM217 229H216V231H217ZM246 229H248V228H246ZM250 229V228H249ZM255 229V228H254ZM211 230V231H210ZM240 230V229H239ZM259 230V229H258ZM70 231H72L73 232V234H72V232H70ZM100 231V232H99ZM216 231H213V232H216ZM242 231V230H241ZM240 231V232H241ZM68 232H70L71 234V237H72V235L74 236V237H72V238H70V240H68L67 238H69V237H67V233ZM218 232H220L219 230H218ZM222 232H223V230H222ZM234 232V231H233ZM251 232H252V230H251ZM27 233V232H26ZM259 233H262V231L261 232H259ZM264 233V232H263ZM69 234V233H68ZM212 234H214V235H212ZM223 234V233H222ZM221 234V235H222ZM226 234V233H225ZM248 234H249V232H248ZM252 234H253V232H252ZM69 235V236H70ZM216 235V236H217ZM255 235V234H254ZM234 236V235H233ZM248 236V235H247ZM246 236V237H247ZM256 236V238H258L257 236H259V234H257V235H255ZM87 237V238H86ZM89 237V238H88ZM221 237H224L223 235L221 236ZM220 237V235H219V238H221ZM229 237V236H228ZM232 237V236H231ZM242 237V236H241ZM249 237H251V235H249ZM84 238H86L87 240L85 241L84 240ZM171 238H173V237H171ZM214 238V237H213ZM218 237H216L215 239H219ZM239 238V237H238ZM263 238V237H262ZM72 239V240H71ZM225 239V238H224ZM158 240H162V242H163V244L162 245H159V248H156V243H157V241ZM172 240V239H171ZM234 240H235V238H234ZM234 240H233V243H234ZM257 240H259V238L257 239ZM120 241V242H119ZM246 241V240H245ZM252 241H254V240H252ZM237 242V241H236ZM241 242V241H240ZM255 242V241H254ZM253 242V243H254ZM215 243V242H214ZM169 244V243H168ZM222 245V244H221ZM241 245H243V244H241ZM215 246V245H214ZM220 246V245H219ZM237 246V245H236ZM257 246V245H256ZM222 247V246H221ZM224 247V246H223ZM235 247V246H234ZM262 247H264L263 245H262ZM194 248H198L197 250H196V253H197V255H194L193 254V249ZM216 248V247H215ZM226 248V247H225ZM237 248V247H236ZM239 249H242V247H238ZM255 248V247H254ZM52 249H55L56 251H53ZM213 249V248H212ZM219 249V248H218ZM238 249V250H239ZM263 249V248H262ZM216 250V249H215ZM222 250V249H221ZM250 250V249H249ZM220 251V250H219ZM225 251H226V249H225ZM240 251V250H239ZM250 251H253V250H250ZM260 251V250H259ZM215 252V251H214ZM213 252V253H214ZM224 252V251H223ZM246 252V251H245ZM244 252V254H245V256H244V259L246 258V256L248 255V254H246ZM254 252V251H253ZM257 252H258V249H257ZM94 253V254H95ZM221 253V252H220ZM216 254V253H215ZM229 254V253H228ZM230 254H231V252H230ZM229 254V255H230ZM243 254V255H244ZM258 254V253H257ZM256 254V255H257ZM92 255V254H91ZM91 255H89V256H91ZM235 255V254H234ZM234 255H232V259H234L233 258V256ZM249 255H251V254H249ZM254 255V254H253ZM255 255V256H256ZM264 254H262V256H263ZM252 256V255H251ZM250 256V257H251ZM257 256H259V254L257 255ZM194 257L195 258H197L199 261H197L196 259H194ZM212 257V256H211ZM219 257V256H218ZM229 256H227V258H228ZM231 257V256H230ZM96 258H97V256H96ZM99 258V259H98ZM97 259L98 260H100V257H98ZM222 258V257H221ZM224 258V257H223ZM102 259H103V257H102ZM229 259V258H228ZM231 259V258H230ZM231 259V260H232ZM248 260H250L249 259V256H248V258H247ZM193 260V261H192ZM219 260V259H218ZM223 260V259H222ZM226 260V259H225ZM224 260V261H225ZM235 260V259H234ZM233 260V261H234ZM253 260V259H252ZM251 260V261H252ZM101 261H103V260H101ZM130 261H132L133 263H135V258H134V256L133 257H130ZM183 262V264H188V262ZM240 262V264H241V261L242 260H239ZM259 261V260H258ZM221 262V261H220ZM226 262H227V260H226ZM244 261H242V263H243ZM246 262V261H245ZM248 262V261H247ZM260 262V261H259ZM182 263V262H181ZM219 263V262H218ZM229 263V262H228ZM238 263V264H239ZM261 263V262H260ZM264 263V262H263ZM231 264H233V262H231ZM248 264V263H247Z\"/></svg>", "mask_w": 264, "mask_h": 264}, {"label": "snow or ice", "instance_id": "6c2138e0", "mask_svg": "<svg viewBox=\"0 0 264 264\" xmlns=\"http://www.w3.org/2000/svg\"><path fill=\"white\" fill-rule=\"evenodd\" d=\"M125 103H127V101H125ZM145 187H148V185H145ZM89 249H91V240H89ZM91 259V256H90ZM92 264H96L95 260H92Z\"/></svg>", "mask_w": 264, "mask_h": 264}]
</instances>
